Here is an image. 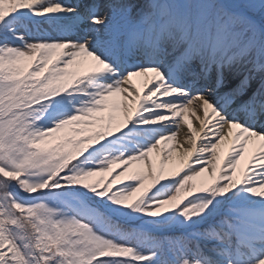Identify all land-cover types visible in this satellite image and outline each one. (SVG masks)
<instances>
[{"label": "snow or ice", "instance_id": "6c2138e0", "mask_svg": "<svg viewBox=\"0 0 264 264\" xmlns=\"http://www.w3.org/2000/svg\"><path fill=\"white\" fill-rule=\"evenodd\" d=\"M0 264H264V0H0Z\"/></svg>", "mask_w": 264, "mask_h": 264}, {"label": "rangeland", "instance_id": "374dc122", "mask_svg": "<svg viewBox=\"0 0 264 264\" xmlns=\"http://www.w3.org/2000/svg\"><path fill=\"white\" fill-rule=\"evenodd\" d=\"M87 2L91 3V0H87Z\"/></svg>", "mask_w": 264, "mask_h": 264}]
</instances>
